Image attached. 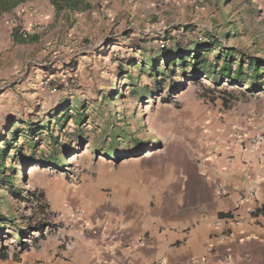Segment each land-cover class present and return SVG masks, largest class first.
<instances>
[{
    "label": "rangeland",
    "instance_id": "rangeland-1",
    "mask_svg": "<svg viewBox=\"0 0 264 264\" xmlns=\"http://www.w3.org/2000/svg\"><path fill=\"white\" fill-rule=\"evenodd\" d=\"M183 2V6H176V0L159 2L154 9L161 18L157 23L140 22L136 13H116L111 19L96 11L66 17L34 5L20 6L0 18V148L10 141L22 147L25 156L23 164L15 167L20 176L16 186L24 199L14 200L0 190V213L13 221L5 222L0 233V250L18 247L13 229L48 224L42 237L36 231L26 236L34 243L35 237L62 230L65 213H75L82 200H96L95 196H85L89 190L83 192L82 176L96 183L114 170L123 171L129 160L148 152H189L199 140L219 134L217 126H225L229 120L238 124L236 129L230 123L229 132L235 128V132L250 129L254 135L264 134V73L258 80L259 87L251 90L247 85L223 80L215 85L205 76L188 75L189 67L180 71L174 66L171 68L177 71L171 77L166 74L153 97L140 102L132 95L127 97L130 78L140 87L154 90V79L139 70L143 62L151 64L150 58L164 62V58H157L162 44L175 48L176 40L195 38L196 34L179 39L183 25H193L201 38L203 32L218 37L222 47H234L246 57L264 59V0ZM29 23L36 27L29 38L36 36V41L28 38L15 43L12 31ZM109 40L114 44L108 45ZM216 52L212 50L209 58ZM159 72L157 79L163 78L166 67L160 66ZM62 106L67 110L62 111ZM61 112L66 113L64 123L61 121L63 132ZM25 122L51 124L52 133L44 131L33 152L26 146L24 135L29 126ZM18 130L22 136L15 143L13 132ZM50 134L69 147L58 169L38 161L30 163L40 156V149L47 154ZM135 140L142 145L140 149H133ZM110 148L142 154L108 156L105 151ZM30 154L32 159L28 158ZM6 164H10L9 159ZM32 166L36 169L31 170ZM102 191L109 196L108 187Z\"/></svg>",
    "mask_w": 264,
    "mask_h": 264
},
{
    "label": "crops",
    "instance_id": "crops-1",
    "mask_svg": "<svg viewBox=\"0 0 264 264\" xmlns=\"http://www.w3.org/2000/svg\"><path fill=\"white\" fill-rule=\"evenodd\" d=\"M164 1L89 0L91 9L56 11L49 0H27L10 12L34 5L157 23ZM230 123L238 126L219 124L189 152H148L96 183L80 177L96 199L78 205L82 218L66 212L60 233L18 246L0 264H264V134L229 132Z\"/></svg>",
    "mask_w": 264,
    "mask_h": 264
},
{
    "label": "trees",
    "instance_id": "trees-1",
    "mask_svg": "<svg viewBox=\"0 0 264 264\" xmlns=\"http://www.w3.org/2000/svg\"><path fill=\"white\" fill-rule=\"evenodd\" d=\"M27 0H0V15L10 12L14 7L18 4L23 3ZM50 3L54 6L56 11H60L63 9H68L71 11H85L91 9V4L88 2L89 0H49ZM182 32L179 39H183L189 35H195V38H188L186 41L176 40L175 48H168L166 45L162 44L160 49L157 52V58H164V62H156L153 58H150L151 64L148 62H143L140 66L139 73L146 74L147 76L153 78L154 90L150 89L148 86H139L136 83V80L133 78L129 79V86L131 88L128 91L127 97L134 98L135 101H142V99H149L153 97L154 91H160V84L164 82L166 74H169L171 77V73H174L175 69L171 67L177 66L180 68V71H185L187 67L190 68L189 74L192 75H202L205 76L208 80H210L213 84L217 85L219 81L223 80L231 85L238 86H248L247 89L253 90L254 88L259 87L258 80L263 76L264 73V59L261 57L255 56H245L241 51H237L234 47H222V42L218 37L211 35L209 32H203V37L201 38L199 34L195 33L194 27L191 24L183 25L181 27ZM126 37L127 34L125 33ZM11 38L15 43H24L26 40L23 39L17 32V30H13L11 33ZM200 39H203L202 41ZM30 41L35 42L36 36H31L29 38ZM108 45H112L113 40H109ZM217 49V52L214 54L212 59L209 58V53L212 50ZM236 64V65H235ZM166 67V72L162 74L163 78H156L157 73L159 72L160 66ZM235 65V66H234ZM125 72H122L124 74ZM188 75L186 77H188ZM168 76V77H169ZM173 85V84H172ZM175 86V85H174ZM224 102V101H222ZM62 111H66V106H62ZM59 118L61 131H64L63 123H64V115L66 113L61 112ZM61 121L63 123H61ZM29 126L28 131L24 135L28 144L26 145L31 152L37 150L36 140L40 137L44 131H48L52 133V129L50 122L43 126H38L33 122H25ZM15 123L11 125L13 127ZM13 141L16 143L17 138L22 136L21 131L13 132ZM50 141L48 143L49 148L47 154H44L43 150L40 149V156L31 160L34 163L38 161L39 164H43L44 166H53L55 168H60L63 164L64 158L67 156L68 146L64 144H60L57 140V137L53 134L49 135ZM76 137H80L79 133H76ZM26 143V142H24ZM63 148H61V147ZM142 146L138 141L135 140L133 144V149H140ZM16 150V154H13L10 158V153ZM22 147H18L16 144H13L10 141L5 142L4 148H0V190H5L14 200L21 201L24 197L19 191L20 188L16 186L17 181L20 176H17L15 167L23 164L25 161V156L22 155L21 150ZM61 149H65V152H60ZM108 156H112L113 154H119L122 156L123 154H130V156H138L139 152H116L114 148H110L105 151ZM132 154V155H131ZM31 155V156H30ZM28 155L29 159H32L34 156L32 154ZM10 160V164H6L7 160ZM23 178H26L25 174L22 175ZM261 213H264V207H261L259 210ZM6 220V221H4ZM8 223H13L12 220L6 219L0 213V233L3 231V227ZM9 225V224H8ZM48 226V224L44 225L43 223H37L34 225H28L23 229H13L16 231V239L15 244L19 246L20 250H25L30 247V244L26 242V236H31V231H36L39 233V237L43 236L44 227ZM14 227V226H13ZM12 228V226L10 227ZM15 228V227H14ZM18 231V232H17ZM39 237L34 238V243L38 241ZM11 253L7 250V248H2L0 250V259L8 258Z\"/></svg>",
    "mask_w": 264,
    "mask_h": 264
},
{
    "label": "built area",
    "instance_id": "built-area-1",
    "mask_svg": "<svg viewBox=\"0 0 264 264\" xmlns=\"http://www.w3.org/2000/svg\"><path fill=\"white\" fill-rule=\"evenodd\" d=\"M35 30H36V27L34 26V24L33 23H29L26 27H24V28H18L17 29V32H18V34L23 38V39H28L29 38V36L32 34V33H35ZM258 138V137H257ZM257 138H255V140H254V144H257L258 143V139ZM257 139V140H256ZM82 215H83V212L81 211V210H78V211H76L75 213H74V216L75 217H78L79 219L80 218H82ZM48 228V226H46V229ZM47 231V230H46ZM44 232L43 231V234L45 235L47 232ZM60 231H61V229L60 228H58L57 229V233H60ZM69 233H70V231L69 232H67L66 233V235L67 236H69ZM25 240H27V242L28 243H31V239H27V238H25Z\"/></svg>",
    "mask_w": 264,
    "mask_h": 264
},
{
    "label": "bare ground",
    "instance_id": "bare-ground-1",
    "mask_svg": "<svg viewBox=\"0 0 264 264\" xmlns=\"http://www.w3.org/2000/svg\"><path fill=\"white\" fill-rule=\"evenodd\" d=\"M30 169H31V170H34V169H36V166H35V167H34V166L30 167Z\"/></svg>",
    "mask_w": 264,
    "mask_h": 264
}]
</instances>
